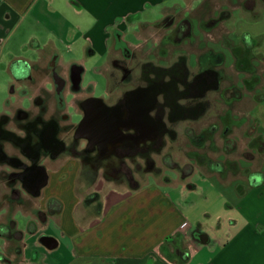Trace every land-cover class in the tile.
I'll list each match as a JSON object with an SVG mask.
<instances>
[{
  "label": "crops",
  "instance_id": "0c3cea01",
  "mask_svg": "<svg viewBox=\"0 0 264 264\" xmlns=\"http://www.w3.org/2000/svg\"><path fill=\"white\" fill-rule=\"evenodd\" d=\"M183 5L179 0H0V92L11 87L9 97L0 100V113L29 109L41 89L53 91L56 84L47 76L50 61L63 76L80 65L86 84L92 80H86L88 74L110 69L116 32L125 41L141 23H154ZM241 18L225 40L240 49L235 62H243L252 45L255 70L240 72V100L219 103L221 119L211 123L219 129L223 151L218 159L211 153L208 157L225 165L192 161L194 170L186 177L166 172L133 189L111 180H83L74 159L58 163L49 169L39 195L23 194L24 204L7 203L0 212V224L12 216L23 233L20 255L14 243L0 238V264H264V15ZM89 62L94 63L91 68ZM21 69L26 74L17 80ZM237 129L242 135L237 136ZM233 140L237 149L228 152ZM246 153L252 156L246 158ZM181 154L174 155L175 161L190 162ZM240 158L249 164L247 169L239 170ZM206 183L214 188L237 183L245 189L237 202L226 206L240 214L228 226L226 218L206 229L196 224L206 210L197 212L191 197ZM26 201H31L30 208ZM210 206L205 217L213 218ZM37 210L45 217H38Z\"/></svg>",
  "mask_w": 264,
  "mask_h": 264
},
{
  "label": "flooded vegetation",
  "instance_id": "af4514ba",
  "mask_svg": "<svg viewBox=\"0 0 264 264\" xmlns=\"http://www.w3.org/2000/svg\"><path fill=\"white\" fill-rule=\"evenodd\" d=\"M254 2L245 0L242 6L254 10ZM197 8L143 22L126 34L125 41L116 32L110 69L91 73L97 79L86 84L80 65L63 76L50 61L47 76L56 84L53 91L41 89L29 109L0 113L3 199L24 204L23 194L39 195L49 169L69 159L79 162L81 177L89 183L105 179L133 189L149 176L157 179L166 172L179 171L186 177L194 163L224 166L208 157L212 138L219 132L211 127V119H221L219 103L233 105L240 100L236 78L242 70H255L252 45L247 46L246 59L235 62L240 49L229 42L217 49L210 37V27L220 23L226 12L200 20ZM20 71L15 73L17 80L25 73ZM26 94L21 91L23 97ZM236 119L237 124L240 119ZM237 145L233 140L228 152ZM176 153H185L190 162L181 165L174 159ZM35 213L45 217L42 210Z\"/></svg>",
  "mask_w": 264,
  "mask_h": 264
},
{
  "label": "rangeland",
  "instance_id": "374dc122",
  "mask_svg": "<svg viewBox=\"0 0 264 264\" xmlns=\"http://www.w3.org/2000/svg\"><path fill=\"white\" fill-rule=\"evenodd\" d=\"M183 2L186 6H182L179 8V10H185V11H191L194 7H198L197 10L200 13L199 19L200 20H208L209 17L215 18V17H221L223 13L226 12V15L224 18L220 19V23L217 25L212 24L210 27L211 31V40H212V46L218 49L219 45L221 43H226L225 37L228 36V33L235 29V24L237 22H240L242 20L241 17H244L248 20H256L258 18H261L264 15V4L260 0H254V10H247L242 6V3L245 0H179ZM194 2V3H193ZM225 11V12H224ZM195 16V14H192ZM162 17L159 18V20ZM204 33V32H203ZM204 35V34H203ZM201 33H198L199 37H203ZM232 38H235L232 36ZM229 60V58H228ZM94 63H88V67L91 68V66ZM92 76V77H91ZM97 79L94 75L88 74L86 77V80L91 79ZM11 91V87H7L3 92H0V100H4L6 97H9ZM99 94V93H98ZM217 100H219V97H215ZM0 101V102H1ZM219 112V111H218ZM219 120L216 118L211 119V123H217ZM237 136L242 135L241 129H237L236 131ZM219 136L220 133L218 132L215 137L212 138L211 142V158L212 159H218V156L220 153H222L223 149L219 145ZM186 153V152H185ZM185 153L181 154L186 155ZM237 155H240L237 153ZM240 157V156H239ZM184 158H182L183 160ZM238 163L239 170L247 169L249 167V164L244 161V159L240 158ZM237 184V183H236ZM235 183H233L231 186H217L216 188L209 186L207 183L202 184L203 190L200 193H195L192 195L191 200L195 202V205L197 207V212H200L203 210H206V212L209 213V204L210 206V212L214 216L212 219L210 217H205V213H202V216L199 218H195V221L198 219L200 220V223L196 224H203L205 229L209 226H217L218 222L221 218H226V226L229 225V219L236 220V218L240 217V214L237 209L230 210L227 208V204L232 202H237L242 194H245L244 188H239L236 186ZM243 187V186H242ZM5 193L4 188L0 186V212H5V208L8 206V201L3 199V194ZM26 199H28V196H26ZM207 200H210V202H207ZM31 201H26V207L30 208ZM223 216V217H217V216ZM226 216V217H225ZM2 217H10L3 215ZM12 217V216H11ZM20 221H22V217L20 216ZM194 218V217H193ZM211 219V220H210ZM14 246V245H12Z\"/></svg>",
  "mask_w": 264,
  "mask_h": 264
},
{
  "label": "trees",
  "instance_id": "16d2710c",
  "mask_svg": "<svg viewBox=\"0 0 264 264\" xmlns=\"http://www.w3.org/2000/svg\"><path fill=\"white\" fill-rule=\"evenodd\" d=\"M92 197H89L88 200L91 199ZM0 238L6 239L9 242L14 243L16 253L18 255L21 254L22 242H23V233L17 229V223H16L15 219L10 217V218H8L6 223L0 224ZM188 258H189V255L187 256V258L184 261H187Z\"/></svg>",
  "mask_w": 264,
  "mask_h": 264
},
{
  "label": "water",
  "instance_id": "95a60500",
  "mask_svg": "<svg viewBox=\"0 0 264 264\" xmlns=\"http://www.w3.org/2000/svg\"><path fill=\"white\" fill-rule=\"evenodd\" d=\"M117 138V137H116ZM115 141H119V139L117 138V139H114ZM105 143H107V141L105 142Z\"/></svg>",
  "mask_w": 264,
  "mask_h": 264
}]
</instances>
